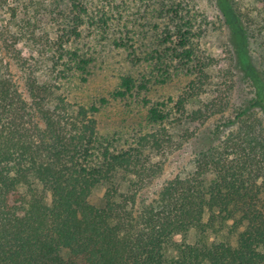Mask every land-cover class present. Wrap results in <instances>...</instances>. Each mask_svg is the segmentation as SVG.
<instances>
[{
    "label": "trees",
    "instance_id": "16d2710c",
    "mask_svg": "<svg viewBox=\"0 0 264 264\" xmlns=\"http://www.w3.org/2000/svg\"><path fill=\"white\" fill-rule=\"evenodd\" d=\"M258 16L254 32L236 8L224 15L230 89L243 85L229 114L209 122L216 106L224 107L204 91L214 59L201 56L172 106L171 98H143L152 128L130 147L98 135L95 115L106 98L89 106L50 98L33 71L25 98L0 64V264H264V6ZM74 17L78 26L79 12ZM185 25L178 23L170 40L180 63L194 58ZM254 40L261 41L257 64ZM55 50L68 69L85 70L76 47ZM147 82L122 76L111 97L128 98ZM192 101L196 107L188 109ZM183 139L190 169L149 190L162 162L143 152L161 157ZM99 186L96 206L89 197Z\"/></svg>",
    "mask_w": 264,
    "mask_h": 264
},
{
    "label": "rangeland",
    "instance_id": "374dc122",
    "mask_svg": "<svg viewBox=\"0 0 264 264\" xmlns=\"http://www.w3.org/2000/svg\"><path fill=\"white\" fill-rule=\"evenodd\" d=\"M263 6L264 0H0V64L25 98L30 71L38 75L41 83L49 85L50 98L62 97L84 106L97 105L101 97L106 98L107 103L95 115L98 135L118 147H130L138 135L152 128L145 117L148 106L143 98L149 102H167L171 98L167 103L172 106L201 65V56L214 59L212 66L205 69L212 80L204 91L217 103L223 102L224 107L220 112L217 105L209 122L229 114L230 104L241 95L243 85L230 89L227 70L231 49L224 15L236 8L243 23L255 32L261 22L258 9ZM77 12L80 24L74 26ZM186 21L194 58L180 63L177 52L175 55L170 50V40L176 25ZM74 28L78 36L74 35ZM166 33L171 37L161 43ZM16 36L29 39L13 42ZM251 42L249 50L257 64L261 41ZM61 46L62 50L76 47L82 53L87 61L84 71L68 69L66 58L58 59L59 51L55 49ZM160 52L165 54L158 59ZM125 75L133 76L137 85L148 80L146 89L134 88L135 93L128 98H112L111 93ZM195 107L194 101L188 104V109ZM185 127L178 130L185 131ZM182 133L175 137H182ZM185 140L174 144L161 157L152 150L143 152L152 162H162V171L149 184V190L190 169L186 163L191 158L190 149ZM125 188L121 181L120 189ZM103 192V186L95 188L90 202L100 206Z\"/></svg>",
    "mask_w": 264,
    "mask_h": 264
}]
</instances>
